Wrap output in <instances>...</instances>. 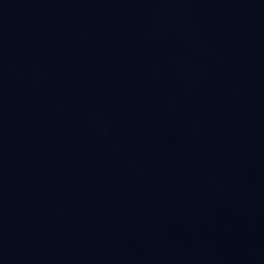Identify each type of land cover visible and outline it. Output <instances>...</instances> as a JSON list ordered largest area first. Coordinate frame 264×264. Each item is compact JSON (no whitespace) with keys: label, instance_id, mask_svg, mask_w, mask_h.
Instances as JSON below:
<instances>
[{"label":"water","instance_id":"obj_1","mask_svg":"<svg viewBox=\"0 0 264 264\" xmlns=\"http://www.w3.org/2000/svg\"><path fill=\"white\" fill-rule=\"evenodd\" d=\"M0 264H264V0H0Z\"/></svg>","mask_w":264,"mask_h":264}]
</instances>
